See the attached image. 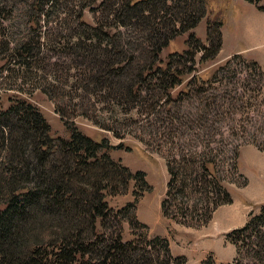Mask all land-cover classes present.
<instances>
[{
	"label": "trees",
	"instance_id": "trees-1",
	"mask_svg": "<svg viewBox=\"0 0 264 264\" xmlns=\"http://www.w3.org/2000/svg\"><path fill=\"white\" fill-rule=\"evenodd\" d=\"M43 1L0 0V20L22 8L25 25L35 31L48 8ZM245 1L264 12V5ZM114 3L117 26L144 27L148 36L145 33L133 44L82 23L93 34L85 40L98 46L113 43L112 60L101 72L112 83L120 80L115 84L119 93L132 97L139 109L140 85L146 82L161 88L165 102L191 99V140L188 147L166 157L168 180L160 212L178 225L204 227L218 207L232 203L230 185H247L236 181L240 148L254 146L264 153V63L236 54L203 79L195 73L197 64L219 54L223 25L220 17H207L206 0ZM203 19L204 43L193 32ZM187 32H191L187 49L160 59L168 43ZM0 48L26 71L40 54L39 43L20 40L13 45L0 42ZM2 54L0 50L4 64ZM183 61L181 68L173 67ZM189 71L185 91L174 95ZM103 80L96 77L98 84ZM59 115L70 132L68 140L52 134L48 121L28 99L0 94V264H186L182 256L171 254L167 238L149 236L148 227L136 218L138 198L151 190L145 174L111 159L110 151L118 146L104 139L94 142ZM132 186L138 188L132 189L133 202L118 210L109 208L107 197L125 196ZM125 223L128 241L123 236ZM226 239L235 249L233 264H264V204L249 211L245 224Z\"/></svg>",
	"mask_w": 264,
	"mask_h": 264
},
{
	"label": "rangeland",
	"instance_id": "rangeland-1",
	"mask_svg": "<svg viewBox=\"0 0 264 264\" xmlns=\"http://www.w3.org/2000/svg\"><path fill=\"white\" fill-rule=\"evenodd\" d=\"M115 1L122 0H44L48 8L37 21L35 31L25 25L22 8L15 10L14 14L7 13L6 19L0 20V42L12 45L19 40L25 44L39 43L40 54L31 62L32 68L26 71L9 61L10 52L0 48L5 59L4 64L0 59V94L5 92L28 99L48 121L55 136L66 140L70 138L60 113L65 115L66 122L94 142L104 139L110 146H118V149L110 151L111 159L120 161L132 172H143L151 188L137 200V220L148 227L149 236H156L153 232L166 231L170 238L174 237L176 249L182 254L179 256L185 259L186 264H233L235 249L226 235L233 230L232 222L238 219L226 217L240 208L237 200L242 203L245 191L249 194L264 188V153L254 146L240 148L236 181L247 182V185L239 188L230 185L234 204L218 207L206 226H176L161 215L160 202L168 180L166 157L181 151L182 147H188L187 142L191 140V99L183 97L177 103L165 102L161 88L153 82H146L140 85L142 106L139 109V106H134L132 97L123 91L119 93L115 84L120 80L112 83L101 72L112 60L113 43L106 41L98 46L94 40H85L93 34L82 23L92 28L101 27L103 33L111 31L119 35L120 40H130L133 44L140 43L139 39L147 34L144 27L143 30L116 25L113 19ZM206 2L207 17L218 16L222 20V47L213 61L197 64L196 75L208 78L218 66L236 54L246 60L264 63V12L245 0ZM253 2L257 6L264 5V0ZM147 15L149 13L145 12L144 16ZM193 32L204 43L206 19ZM190 33L174 37L161 51L160 59L165 61L169 54L185 51ZM199 58L198 53L195 58L197 63ZM136 63L137 59L133 65ZM182 65L184 61L173 63V67L177 68ZM191 76V71L184 74L183 83L175 89L174 95L180 90L185 91ZM96 77L103 78L104 84H98ZM132 94H135L134 90ZM154 103H158L155 109ZM167 103L169 106H165ZM132 189L138 191L132 186L125 196L107 197L105 200L109 208L118 210L133 202ZM123 229L124 239L130 240L126 223Z\"/></svg>",
	"mask_w": 264,
	"mask_h": 264
},
{
	"label": "crops",
	"instance_id": "crops-1",
	"mask_svg": "<svg viewBox=\"0 0 264 264\" xmlns=\"http://www.w3.org/2000/svg\"><path fill=\"white\" fill-rule=\"evenodd\" d=\"M248 185H249V183H248ZM245 190H247V189H245ZM245 194L246 195H245V198L242 200V203H240V201L237 200V204L240 208L238 210L232 211L226 217V219H238V221L232 222V224H233L232 229L242 227L247 220V215H248L249 211H251L254 207H257L259 205L264 204V188H262V190L257 189V192H253V193H249V194L247 191H245ZM243 201H244V203H243ZM234 202H235V199L233 200V202L230 205H224L220 208L232 206L234 204ZM176 226H178V225L176 224ZM151 232H152V230H151ZM153 233L155 235H159V236L167 238V240L169 242L170 252L173 256L182 255L176 249V239L174 237L170 238L166 231H164L162 233H159V232H153Z\"/></svg>",
	"mask_w": 264,
	"mask_h": 264
}]
</instances>
